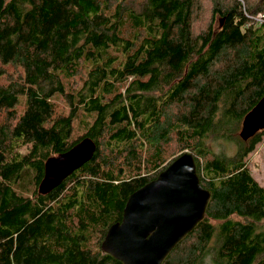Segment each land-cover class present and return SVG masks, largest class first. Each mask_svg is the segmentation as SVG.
<instances>
[{
  "label": "trees",
  "instance_id": "obj_1",
  "mask_svg": "<svg viewBox=\"0 0 264 264\" xmlns=\"http://www.w3.org/2000/svg\"><path fill=\"white\" fill-rule=\"evenodd\" d=\"M205 1L0 0V264H124L101 249L109 227L186 150L211 198L162 264H264L247 161L264 129L239 136L264 96V0H211L198 25ZM84 137L94 157L40 192Z\"/></svg>",
  "mask_w": 264,
  "mask_h": 264
},
{
  "label": "water",
  "instance_id": "obj_2",
  "mask_svg": "<svg viewBox=\"0 0 264 264\" xmlns=\"http://www.w3.org/2000/svg\"><path fill=\"white\" fill-rule=\"evenodd\" d=\"M264 129V96L245 115L239 131L247 141ZM98 145L84 137L66 152L48 158L40 192L49 193L90 161ZM211 198L186 150L159 175L128 198L121 221L113 223L101 249L124 264H162L176 245L204 218Z\"/></svg>",
  "mask_w": 264,
  "mask_h": 264
},
{
  "label": "rangeland",
  "instance_id": "obj_3",
  "mask_svg": "<svg viewBox=\"0 0 264 264\" xmlns=\"http://www.w3.org/2000/svg\"><path fill=\"white\" fill-rule=\"evenodd\" d=\"M210 6L211 0H206L203 7L202 19L198 21V25L204 23V21L208 19L211 9ZM60 102L62 103L59 104V108H65V102ZM209 146L214 152L227 155L235 154L238 148V144L235 140H227L222 138L211 139L209 141ZM247 161L253 176L262 186H264V136L262 141L256 146L255 150L247 156ZM209 259H211L210 256L207 259L208 264H212Z\"/></svg>",
  "mask_w": 264,
  "mask_h": 264
},
{
  "label": "flooded vegetation",
  "instance_id": "obj_4",
  "mask_svg": "<svg viewBox=\"0 0 264 264\" xmlns=\"http://www.w3.org/2000/svg\"><path fill=\"white\" fill-rule=\"evenodd\" d=\"M53 209H59V207H54Z\"/></svg>",
  "mask_w": 264,
  "mask_h": 264
},
{
  "label": "bare ground",
  "instance_id": "obj_5",
  "mask_svg": "<svg viewBox=\"0 0 264 264\" xmlns=\"http://www.w3.org/2000/svg\"><path fill=\"white\" fill-rule=\"evenodd\" d=\"M13 70V69H12Z\"/></svg>",
  "mask_w": 264,
  "mask_h": 264
},
{
  "label": "built area",
  "instance_id": "obj_6",
  "mask_svg": "<svg viewBox=\"0 0 264 264\" xmlns=\"http://www.w3.org/2000/svg\"><path fill=\"white\" fill-rule=\"evenodd\" d=\"M261 17V16H260Z\"/></svg>",
  "mask_w": 264,
  "mask_h": 264
}]
</instances>
